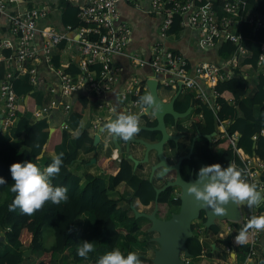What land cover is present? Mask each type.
Returning <instances> with one entry per match:
<instances>
[{
  "label": "trees",
  "instance_id": "16d2710c",
  "mask_svg": "<svg viewBox=\"0 0 264 264\" xmlns=\"http://www.w3.org/2000/svg\"><path fill=\"white\" fill-rule=\"evenodd\" d=\"M243 1L247 2L251 9L239 10L240 18L236 32L240 36L239 43L244 46L246 52L238 56L233 73L214 85L218 91L215 97L218 103L216 110L212 111L205 104L194 99L190 91L182 90L180 93L185 92V97H192V111L199 131L216 130L218 121L226 120L225 131L237 132L236 146L248 156L254 155L264 160V69L257 64L260 45L264 40V0ZM56 7L59 8L60 22L64 27L74 29L83 23L77 15L78 5L75 3L58 0ZM250 14L260 19L258 25L249 21ZM170 15L171 23L166 33L172 36L179 33L182 26L181 16L178 13L173 12ZM63 40L57 45L62 44ZM215 48L218 55L224 58L236 48V45L228 39H220ZM0 52L8 57L7 61H0V81L10 69L9 83L17 97L14 118L6 128L8 138L0 142V177L6 181L5 184H0V230L3 232V239L0 240V264H22L25 258L24 250H28V255L33 253L32 264H66L67 259L70 264L79 262L97 264L102 255L117 248L126 255L128 245L136 241L133 234L136 220L127 216L121 207L116 206L114 200L108 197L107 191L119 180H124L132 186L133 194L146 202L153 196L150 183L133 176L125 164L115 172H110L107 178L89 172L76 173L74 171L76 157L80 152L92 148V134L85 126L77 131L80 132L79 138H76V132L72 135L73 139L69 140L71 130L77 126L80 114L73 107L70 108L66 113L68 121L66 128L59 124L49 126L51 124L47 116L49 109L43 111L40 116L34 115L33 110L45 102L46 95L51 97L53 93L49 95L48 92L37 88L30 82L27 72H18L16 65L11 62L13 50L10 46L1 47ZM52 52H50L49 64L58 67L59 56L57 52ZM92 66L97 68L96 64ZM62 70L74 80L79 71L77 61H69ZM140 96L136 94L133 97L139 101ZM60 100L64 98L60 97ZM176 102L179 105V99ZM141 132L143 131L140 130L139 133ZM149 135L152 137L153 133L149 132ZM59 153L64 154L63 163L60 173L51 178V182L53 186H65L68 189L67 202L56 205L49 201L31 216L23 214L19 209L9 211V204L14 198V194L10 191L14 183L10 165L14 162L32 161L43 170L52 162V157ZM37 156L42 158L37 160ZM194 158L208 162V165L220 163L222 167H226L228 162L232 161L238 168H243L242 161L233 151L226 137H218L212 142L202 141ZM107 166H110V163ZM165 198V191L158 194L157 199L166 207L165 217H167V206L170 203ZM171 204L174 205L172 210H176L178 201L174 200ZM83 210L88 213L86 224L81 233H75L71 229L72 225ZM254 215H264V199L257 206ZM203 218V213L200 211L196 220L191 222L192 234L185 240L189 252L187 264H214L200 258L203 251L202 256L211 255V246L209 243L204 244L202 237H207L208 234L215 236L219 231V222L226 220H215L205 227L202 223ZM229 223L235 232H239L242 228V224L237 221H229ZM46 225L50 226L52 232V242L48 246L43 245L41 240ZM197 227L199 230L196 229ZM82 241H90L94 244L95 250L89 254L87 260L80 258L76 252ZM214 241L222 245L228 244L235 253L241 255H244L248 248L247 244L237 245L234 235L215 236ZM64 248L69 250L64 252ZM255 250L253 261L256 264H264V243L257 242ZM140 259L143 263L150 264L149 256L140 254Z\"/></svg>",
  "mask_w": 264,
  "mask_h": 264
},
{
  "label": "built area",
  "instance_id": "2783aa9c",
  "mask_svg": "<svg viewBox=\"0 0 264 264\" xmlns=\"http://www.w3.org/2000/svg\"><path fill=\"white\" fill-rule=\"evenodd\" d=\"M44 0H0V12L7 21L5 37H0V48L10 46L13 50L12 62L18 72H27L28 78L34 85L38 79L41 65L51 69L58 82V95H51L45 102L33 110L34 115L40 116L43 111L51 107H59L65 114L69 111L70 103L67 97L79 86H84L98 98L95 100L96 108L105 113H97L89 127L97 129L99 122L109 114L120 112L140 114L139 101L133 96L147 94L145 79L154 77L159 87L176 90L180 82V89L190 91L192 97L205 104L212 111L218 107L215 97L218 91L214 85L233 73L237 65L238 56L245 53L246 49L239 43L240 36L236 32L239 10H250L251 7L243 0H148V9L158 15L160 21L157 25L158 38L162 41L169 35L166 29L171 23V13L181 16V26L187 25L196 31V43L199 47L207 49L216 46L220 39L232 41L236 48L226 57L218 61H201L190 65L187 58L179 51L164 46L160 40H155L149 47L148 56H141L135 52H126V45L130 38L128 24L117 21L119 13L116 6L118 0H66L78 5L77 15L83 21L74 29L67 27L56 29L49 23H38L47 14V4ZM137 7L142 0H124ZM248 19L254 25L260 23L259 18L249 15ZM76 35L75 41L78 49L79 71L76 78L62 70V67H52L49 64L51 49L61 40L68 39L66 32ZM37 36L40 41L37 42ZM116 54H125L133 67L146 65L150 73L144 76L131 75L124 86L114 88L117 80V68L112 65V57ZM41 56L44 62H41ZM8 57L0 52V61H7ZM46 61V62H45ZM28 64V66H25ZM97 65V68L92 65ZM257 64L264 69V40L260 45ZM10 69L5 72L0 81V99L3 102L0 129L4 130L12 123L15 115L17 97L14 95L10 83ZM114 88V90L112 89ZM52 92L53 88L50 87ZM114 92V101L105 97L106 92ZM63 97L64 100H60ZM116 105V106H115ZM67 118L63 117L61 127L66 128ZM226 120L218 121L216 138L226 137L233 151L243 163L246 178L257 185L263 194L264 185L257 179V172L264 166V160L254 155L248 156L236 146L237 132L225 131ZM88 127V128H89ZM219 128V129H218ZM101 140L99 134V140ZM104 139H102L103 141ZM253 159V162H251ZM232 161H229V163ZM233 163V162H232ZM263 200V199H262ZM256 209H249L242 213L237 222L243 225L254 215ZM226 220L224 229L226 235L238 232L232 230ZM199 230V228H196ZM261 232H251L248 248L240 264H249L256 255L255 245L259 242ZM225 251L229 250L228 244H223Z\"/></svg>",
  "mask_w": 264,
  "mask_h": 264
},
{
  "label": "clouds",
  "instance_id": "9594fccd",
  "mask_svg": "<svg viewBox=\"0 0 264 264\" xmlns=\"http://www.w3.org/2000/svg\"><path fill=\"white\" fill-rule=\"evenodd\" d=\"M139 105L141 109H159L150 92L139 97ZM83 127L81 124V129ZM99 131H106L110 137L128 141L139 133L140 117L135 113L120 112L114 119L105 122ZM79 135L80 132H77L76 138H79ZM63 156V153L53 156L52 162L43 170L32 161L14 162L10 165L14 181L10 191L14 198L9 204V211L19 209L23 214L31 216L49 201L56 205L67 202L68 189L65 186H53L51 182V178L60 173ZM41 158L36 157L37 160ZM5 183L4 178L0 177V184ZM186 191L197 202L211 208L215 216L224 215L225 205L229 202L247 205L251 209L264 199V194L258 191L257 185L246 178L245 170L232 162L226 167H222L220 163L201 166L195 174L194 182L187 184ZM253 231L264 232V215H252L247 220L235 236L236 244L241 246L247 244ZM94 250L92 242L82 241L76 252L80 258L87 260ZM97 264H143V262L139 252L130 251L125 256L117 248L102 255Z\"/></svg>",
  "mask_w": 264,
  "mask_h": 264
},
{
  "label": "flooded vegetation",
  "instance_id": "af4514ba",
  "mask_svg": "<svg viewBox=\"0 0 264 264\" xmlns=\"http://www.w3.org/2000/svg\"><path fill=\"white\" fill-rule=\"evenodd\" d=\"M163 90H166V92H169L171 95L175 91L168 88H164ZM181 91L182 90L180 89L172 103L173 109L180 114L177 116L163 115L162 118L165 133L172 137L163 141L161 154L169 165H173L178 157H181L180 160H178L177 169L175 167L165 169L163 165L156 166V163L159 160L156 150H145V147L138 141L131 139L124 141L115 137L117 142L115 145L110 136H108V139L106 140H101L102 143H107L106 150L98 151L99 142L97 141V143L92 144L91 149L82 151L84 154H87L84 160L77 159L78 162L81 161L84 165L92 163L97 167L95 172L88 169L86 171L84 170L82 173L89 172L107 178V175L110 172H115L122 167V164H125L133 176L150 183V186L153 189V196L146 202H143L138 196L134 195L132 186L124 180H119L111 189H109V191L115 190L117 194L116 196L108 195V197L113 199L115 205L121 207L127 216H131L136 220L135 230H138V228L141 227L139 222L145 220L147 224L143 229L144 231H149L148 227L150 225V220L147 217V214L151 211H153V214L156 217L164 219L178 209L177 206L176 210H172L174 205L171 203L174 200H177L179 205V186L176 184H166L175 177L176 171L182 179L186 180L190 174L195 178V174L199 168L208 165V162L195 159L194 154L199 151V146L202 141L205 143L212 142L216 139V133L207 136L209 132H201L197 129L195 125V115L192 111V97H185V92L180 93ZM170 96L166 95L164 98L168 99ZM177 99H179V105H177ZM139 117L140 125L153 126L156 123L155 118H153L150 112L145 113L144 115H139ZM140 130L143 132L138 133L135 136L142 137L149 141H156L160 137L159 130H147L142 128ZM149 132L153 133L152 137L149 135ZM108 163H110V166H107ZM120 184L122 185L121 187H119ZM124 187H126V189H124ZM157 188L160 189L155 195V189ZM124 190L126 193H123ZM162 191L166 192L165 199L170 203L169 206H167V217H165L166 207L157 199L158 194ZM87 216L88 213L86 210L81 211L74 222V225H72V231L75 233H81L86 224ZM152 236L153 235L149 236V238L152 239ZM144 247L146 246L144 245ZM150 258L151 256H149V259Z\"/></svg>",
  "mask_w": 264,
  "mask_h": 264
},
{
  "label": "crops",
  "instance_id": "0c3cea01",
  "mask_svg": "<svg viewBox=\"0 0 264 264\" xmlns=\"http://www.w3.org/2000/svg\"><path fill=\"white\" fill-rule=\"evenodd\" d=\"M58 0H44L43 2L47 4V14L42 19L38 20V23H49L52 24L56 29L62 30L63 25L60 22V12L59 8L56 7V2ZM116 6L118 8V19L117 21H122L129 25L130 27V38L126 45V52L129 53L130 51L135 52L139 55L148 56V50L150 45L155 40H160L158 38L157 34V25L158 21H160V18L158 15L153 14L148 9V0H142L140 2V6H133L127 1L124 0H118L116 2ZM7 21L5 19V16L2 12H0V37L6 36L7 31ZM68 39H65L62 41V44H56L52 49L51 52H57L59 56L60 66L64 68L67 63L71 60L77 61L78 60V49L76 45V35L73 32H66ZM40 41V37L37 36V42ZM161 41V40H160ZM161 43H163L164 46H167L169 48L175 49L182 53L188 60L190 65H193L196 62L201 61H218L220 60V56L216 52L215 46L212 48H201L196 43V31L190 28L187 25H183L179 33L168 36L164 38ZM12 62V60H11ZM41 62H44L41 60ZM46 62V61H45ZM12 64H14L12 62ZM112 65L117 68L116 74H117V80L115 81L114 88H120L124 86L125 81L130 78L131 75H137V76H144L146 74L150 73V69L146 66H140V67H133L128 59V57L125 54H116L112 57ZM253 76H251L252 78ZM37 88L44 90L45 92H48L49 95L53 93L52 95H58V82L56 77H54L51 69L48 67L41 65L39 67L38 71V79L36 81ZM252 86V85H250ZM50 87L53 88L50 90ZM114 88H112L114 90ZM45 101L48 99V95H46ZM162 97H165L166 95H161ZM105 97H108L111 102L114 101V92L109 91L106 92ZM97 96H94L91 94L90 91H88L84 86H79L75 91L71 93V96L67 97V101L70 103V107L77 110V112L80 114L79 122L84 119L83 123L84 126L87 128L91 134L95 132L96 130L89 127V122L91 123L93 117L97 114L102 112L101 110L96 108L95 100L97 99ZM116 106V105H115ZM2 107L3 102L0 99V123L2 118ZM118 107L115 108L116 111H118ZM114 112V110H113ZM64 113V112H63ZM61 113V110L56 107L49 108L47 112L48 119H50V125L54 126L59 124L61 122V119L63 117L67 118V115L64 113ZM105 113V112H102ZM77 126L71 130V135L69 136V140L71 141L73 139L72 133H74V130H77ZM89 127V128H88ZM219 129V128H218ZM8 129L2 130L0 129V142L3 141V139L8 138ZM253 162V159L252 161ZM257 179L261 181L264 185V166L261 167V169L256 174ZM250 209V208H249ZM252 210V208H251ZM226 221H220L219 222V231L215 235L216 237H223L226 236V231L224 229V224ZM203 234H201L202 236ZM214 235L208 234L206 237H202V240L205 243H209L211 248L210 256H205L204 259L209 260L213 262L214 264H240L243 258V255L239 253H235L231 247H229L228 251H225L223 248V245L220 242L214 241L215 238ZM262 237V240L259 238V242L264 243V232L260 233V237ZM217 250L219 255H214L212 252L213 250ZM220 254H224L225 258L220 257ZM204 255L201 254L202 257ZM255 263L253 260H250L249 264Z\"/></svg>",
  "mask_w": 264,
  "mask_h": 264
},
{
  "label": "water",
  "instance_id": "95a60500",
  "mask_svg": "<svg viewBox=\"0 0 264 264\" xmlns=\"http://www.w3.org/2000/svg\"><path fill=\"white\" fill-rule=\"evenodd\" d=\"M41 60L44 61L43 56H41ZM145 86L147 93L150 92L154 96L156 103L159 105V109H144L140 112L139 115H144L145 113L150 112L156 121L155 125L153 126L140 125V129L142 128L147 130H159L160 137L156 141H149L137 136H134L130 139L138 141L145 147V150H156L157 157L159 158L156 166L163 165L165 169L169 167H175L177 169V163L181 157H178L177 161L173 165L167 164V162L164 160L163 155L161 154V146L164 140L172 137L164 131L162 124L163 115L168 114L170 116H177L178 114H180L172 107L173 100L180 90V82L177 83L176 90L168 99L161 97V95L158 93L160 87L154 77L146 78ZM114 118L115 114L113 112L112 114L106 115L99 122L96 131L92 133V144L97 143V141L99 140V134L101 133L99 131L100 127L105 122ZM49 129H51V127H49ZM215 132V130H212L211 132H209V134H207V136L213 135ZM111 139L116 145L117 142L115 137H112ZM194 180L195 178H193L191 174L188 176V179L184 180L176 171L175 177L166 184H176L179 186L178 209L164 219L156 217L153 214V211L147 214V217L150 220L148 230H153L156 232V234L151 237L157 243V247L153 250L152 256L150 258L152 264H187L189 252L185 245V240L192 234L191 220L196 219L199 216L200 211L203 212L204 217L202 223L205 227H208L210 224L214 223L215 220L237 221L240 219L242 213H246L249 210L247 205H242L241 210L240 205H237L234 202H229V204L225 205V214L221 216H215L211 208L204 206L200 202H197L192 195H189L187 193V184L190 182H194ZM159 189L160 188L155 189V195L159 191ZM257 206L253 207L252 209H256ZM262 237L263 236L260 237L261 240ZM2 239L3 232L2 230H0V240Z\"/></svg>",
  "mask_w": 264,
  "mask_h": 264
},
{
  "label": "rangeland",
  "instance_id": "374dc122",
  "mask_svg": "<svg viewBox=\"0 0 264 264\" xmlns=\"http://www.w3.org/2000/svg\"><path fill=\"white\" fill-rule=\"evenodd\" d=\"M163 89L164 88H162V87L159 88L158 93L160 95H168V96L171 95L169 92H166V90H163ZM166 115H168V114H166ZM83 121H84V119H82L79 122V124H78L79 126L77 127V130H74V133H76L81 128V124L84 125ZM89 124H90V122H89ZM74 133H72V135ZM100 135H101L100 136L101 140L102 139L106 140V139H108V136H109V134L106 131L105 132H101ZM101 140L99 141V146H98V149H97L98 151H104L107 148V143L106 142L102 143ZM119 140H122V139H119ZM48 153H50V152H48ZM86 156H87V154H84V152H80L78 154L76 160L74 161V163H76V164H74L75 165L74 171L76 173L82 174V172L84 170L86 171L88 169H90V171H93V172H95V170H97L96 165H94L92 163L89 164V165H84L81 161L80 162L77 161V159H80V160L83 159L84 160L86 158ZM121 186L122 185L120 184L119 187H121ZM124 189H126V187H124ZM123 193H126L125 190H124ZM107 194L109 196H116L117 193L115 192V190H110V191H107ZM240 208L242 210V205H240ZM193 221H194V219L191 220V222H193ZM146 224H147V222L145 220H141L139 222V225L142 228L139 227L138 230H135L133 232L134 236L136 237V241H134V242H132V243H130L128 245V248H127V251H126V255L130 251H137V252H139L142 255L144 254V255H147V256H152V252L157 247V243L153 239H150L149 236L155 235L156 232L153 231V230L144 231L143 228H144V226H146ZM41 240H42L43 245H45V246H48L52 242V232H51L50 226L46 225L44 227ZM143 245H145L146 247H144ZM68 250H69V248H64V252H67ZM24 252H25V258H24L22 264H32L33 259H34L33 253H30V255H28V253H27L28 250H24ZM212 253L214 255H219V253H218V251L216 249L213 250ZM220 257L225 258V255L224 254H220ZM200 258H204V256H202ZM65 262H66V264H70L71 263V262L68 263V259ZM76 264H86V262L85 263L79 262V263H76ZM143 264H147V262H144ZM150 264H152L151 261H150Z\"/></svg>",
  "mask_w": 264,
  "mask_h": 264
}]
</instances>
